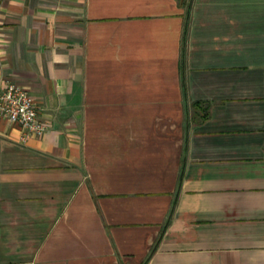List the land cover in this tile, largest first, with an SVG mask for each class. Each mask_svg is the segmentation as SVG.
Here are the masks:
<instances>
[{
    "label": "crops",
    "instance_id": "obj_1",
    "mask_svg": "<svg viewBox=\"0 0 264 264\" xmlns=\"http://www.w3.org/2000/svg\"><path fill=\"white\" fill-rule=\"evenodd\" d=\"M10 82L0 264H264V0H0Z\"/></svg>",
    "mask_w": 264,
    "mask_h": 264
},
{
    "label": "built area",
    "instance_id": "obj_2",
    "mask_svg": "<svg viewBox=\"0 0 264 264\" xmlns=\"http://www.w3.org/2000/svg\"><path fill=\"white\" fill-rule=\"evenodd\" d=\"M0 120L20 127L27 136H41L50 130L33 96L12 82L0 88Z\"/></svg>",
    "mask_w": 264,
    "mask_h": 264
},
{
    "label": "trees",
    "instance_id": "obj_3",
    "mask_svg": "<svg viewBox=\"0 0 264 264\" xmlns=\"http://www.w3.org/2000/svg\"><path fill=\"white\" fill-rule=\"evenodd\" d=\"M199 103H196V104H194V106H196L197 107V105H198ZM159 242V241H158Z\"/></svg>",
    "mask_w": 264,
    "mask_h": 264
}]
</instances>
